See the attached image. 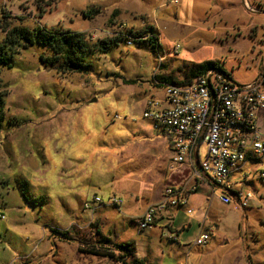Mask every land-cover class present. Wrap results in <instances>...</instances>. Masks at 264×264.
Listing matches in <instances>:
<instances>
[{
    "label": "rangeland",
    "instance_id": "1",
    "mask_svg": "<svg viewBox=\"0 0 264 264\" xmlns=\"http://www.w3.org/2000/svg\"><path fill=\"white\" fill-rule=\"evenodd\" d=\"M259 1L247 0V7L241 0H0V25L81 32L90 42L151 27L160 44L158 52L122 43L87 52L90 68L63 76L42 64L46 49L38 44L0 64V91H7L0 264H264V159L246 165L247 179L233 175L236 189L253 194L246 208L220 205L213 188L205 226L181 209L171 233L164 223L142 231L136 223L169 184L156 173L169 153L165 138L142 118L146 101L162 98L164 81L188 80L192 65L208 60L235 84L252 83L264 54V13H252L264 5ZM94 196L99 205H92ZM111 197L122 201L119 208ZM206 228L210 239L194 244ZM124 244L133 256L115 248ZM92 248L113 256L87 253Z\"/></svg>",
    "mask_w": 264,
    "mask_h": 264
},
{
    "label": "built area",
    "instance_id": "2",
    "mask_svg": "<svg viewBox=\"0 0 264 264\" xmlns=\"http://www.w3.org/2000/svg\"><path fill=\"white\" fill-rule=\"evenodd\" d=\"M168 2L176 4L177 0ZM177 49L178 45L173 49L175 53ZM260 65L261 72L250 84L237 85L225 70L211 68L189 84H166L161 99L146 101L142 118L149 120L155 131L165 133L170 145L168 171L174 174L188 165L193 182L165 187L159 200L149 204L136 219L138 231L152 227L160 213L169 208L185 207L188 195L196 191L199 182L217 188L218 192L212 193L221 204L234 201L239 209L248 206L253 194L236 189L238 182L232 179L237 172L247 179L241 167L264 159V133L257 124L264 110V54ZM260 177L264 178V172ZM100 202L97 196L91 200L92 205ZM109 202L118 208L122 204L116 197ZM84 208L94 209L86 203ZM208 240L209 234H201L195 244L204 245Z\"/></svg>",
    "mask_w": 264,
    "mask_h": 264
},
{
    "label": "trees",
    "instance_id": "3",
    "mask_svg": "<svg viewBox=\"0 0 264 264\" xmlns=\"http://www.w3.org/2000/svg\"><path fill=\"white\" fill-rule=\"evenodd\" d=\"M0 30L3 33L0 40V64L9 65L21 50L38 44L46 49L44 53L39 55V60L44 65L54 66L55 71L60 76L80 73L90 68L89 63L85 61L87 52L101 54L107 52L112 46L118 45L119 43L127 45V42H130V45L136 44L138 47L148 45L154 48V50H157V52L160 50V44L157 42V37L154 35L151 27L145 28L142 33L129 30L124 34L120 31L116 35L104 37L95 42H90L85 37L86 35L81 32L58 29L47 30L42 26L27 28L19 26L11 27L5 24L0 25ZM45 53L46 55H44ZM211 68L224 71L219 62L216 60H208L192 65V68L189 70L190 79L180 82L176 80H171L170 82L166 80L164 82L166 84L186 85L191 82L192 78L200 74L202 75ZM6 94V90L0 91V122L5 113L4 98ZM115 248L126 256H133V248H131L130 244L115 245ZM87 253L103 258H111L113 256V253L108 252L106 249H100L99 251L93 250L92 248Z\"/></svg>",
    "mask_w": 264,
    "mask_h": 264
},
{
    "label": "crops",
    "instance_id": "4",
    "mask_svg": "<svg viewBox=\"0 0 264 264\" xmlns=\"http://www.w3.org/2000/svg\"><path fill=\"white\" fill-rule=\"evenodd\" d=\"M241 1L243 3V6L246 5V4L249 5L248 2H247V0H241ZM257 1H259V0H257ZM254 6H257V5H254ZM259 7H262V8H260L259 10H256V11L254 10L252 13H255V14H257V13L258 14L264 13V5H263V2L261 3V5H259ZM259 7H257V8H259ZM262 112L258 115L257 124H258L259 128L264 133V129H263V126H262V123H261V120H262L261 119ZM154 132L157 135H160L163 138H165L166 143H167V147H168V153H169V157L167 156L166 159H163L164 161H162V162H160V164L156 165V167H157V172L156 173L158 174L159 179L162 180V181H166V182L168 181L169 184L167 186H170V185L178 186L180 184H191L193 182V177H192V171L188 167V165L180 167L179 170H177L174 174L167 173V166L169 165V160H170V157H171V153L169 151L170 150V145H169V142H168V139H167V136L165 135V133L158 132V131H155V130H154ZM248 163L244 164L241 167V170L240 171L244 172L243 169L246 167V165H248ZM237 173H239V172H237ZM167 186H165V187H167ZM210 190H212V189H211V187L209 185H207L204 182H201V183L199 182L197 184L196 191L195 192H191L188 195L187 205L185 207H182V208L181 207L169 208L168 210L160 213V215L156 219V222H155V224L153 226H156L159 223H164L165 226L168 228L167 229L168 232L171 233L173 227L175 226V224H174V218H176V214H178V212H179L180 209L181 210H185L186 215L193 214L195 218H193L191 220H194L198 224H203L205 226V222L207 221V216H208V214H210V211L212 210V206H213V204H212V202H213L212 201V198L209 197V193H208V192H210ZM243 191H245V190H243ZM161 194H160V197H161ZM160 197H158L157 201L159 200ZM196 197H198L199 200H195ZM233 202H231V203H233ZM219 204L220 205H224V204H221L220 202H219ZM146 207L147 206H145V208L143 209V211L140 212V213H138L136 217H140L141 214L145 212ZM236 207L238 209V206L235 203V208ZM188 210H190L191 212L188 213ZM184 229H185V227H182L181 230H173V231H175V234H176L179 231H183ZM201 234H209V239H210L211 234H212V231L211 230H208V228H206L205 232L200 233L198 235V237ZM170 238H173V237H170ZM170 240L172 242L173 241L174 242L177 241V239L175 237H174V239H170Z\"/></svg>",
    "mask_w": 264,
    "mask_h": 264
}]
</instances>
